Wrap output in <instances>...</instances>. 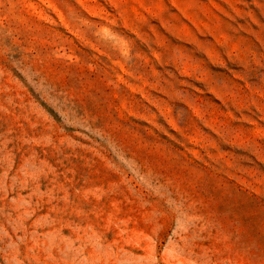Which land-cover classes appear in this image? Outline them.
<instances>
[{"label":"rangeland","instance_id":"obj_1","mask_svg":"<svg viewBox=\"0 0 264 264\" xmlns=\"http://www.w3.org/2000/svg\"><path fill=\"white\" fill-rule=\"evenodd\" d=\"M0 264H264V0H0Z\"/></svg>","mask_w":264,"mask_h":264}]
</instances>
